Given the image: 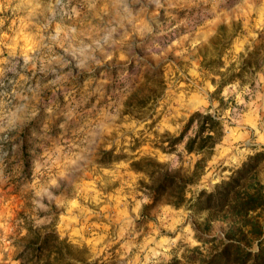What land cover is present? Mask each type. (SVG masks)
Returning <instances> with one entry per match:
<instances>
[{
    "label": "rangeland",
    "instance_id": "obj_1",
    "mask_svg": "<svg viewBox=\"0 0 264 264\" xmlns=\"http://www.w3.org/2000/svg\"><path fill=\"white\" fill-rule=\"evenodd\" d=\"M0 118V264H264V0H0Z\"/></svg>",
    "mask_w": 264,
    "mask_h": 264
},
{
    "label": "trees",
    "instance_id": "obj_2",
    "mask_svg": "<svg viewBox=\"0 0 264 264\" xmlns=\"http://www.w3.org/2000/svg\"><path fill=\"white\" fill-rule=\"evenodd\" d=\"M210 121L212 122L211 125H214V126L218 123V120H216V119L214 120V119H213L212 117H210L209 115L206 116L205 120L202 122L203 125H202V128H201V130H200L201 133H202L203 131H205L206 129L212 131V128H211L210 126H207V125H206V124H208ZM207 127H209V128H207ZM212 140H213V138L209 136V140H207V141H212ZM191 142H192V143L196 142V139H195V138L192 139ZM209 143H213V142H209Z\"/></svg>",
    "mask_w": 264,
    "mask_h": 264
},
{
    "label": "clouds",
    "instance_id": "obj_3",
    "mask_svg": "<svg viewBox=\"0 0 264 264\" xmlns=\"http://www.w3.org/2000/svg\"><path fill=\"white\" fill-rule=\"evenodd\" d=\"M0 119H2V118H0ZM4 129L3 128H0V131H3Z\"/></svg>",
    "mask_w": 264,
    "mask_h": 264
}]
</instances>
